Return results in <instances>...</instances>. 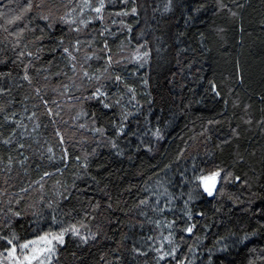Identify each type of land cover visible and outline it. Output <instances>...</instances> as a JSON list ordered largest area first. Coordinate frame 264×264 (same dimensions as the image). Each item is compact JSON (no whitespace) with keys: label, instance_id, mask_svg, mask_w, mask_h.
I'll use <instances>...</instances> for the list:
<instances>
[{"label":"trees","instance_id":"1","mask_svg":"<svg viewBox=\"0 0 264 264\" xmlns=\"http://www.w3.org/2000/svg\"><path fill=\"white\" fill-rule=\"evenodd\" d=\"M82 2L31 0L42 7L10 24L27 0H0V235L23 242L55 230L53 215L86 218L96 239L66 237L57 264H264V218L254 215L264 208V0H171L167 11L168 0H105L103 22L80 32L55 22ZM132 7L135 15H115ZM77 39L74 74L62 49ZM143 51L141 67L133 57ZM84 70L100 81L82 79ZM100 84L120 106L84 99ZM122 112L130 115L117 136ZM218 168L232 177L209 197L193 177ZM172 221L169 244L161 237ZM162 243L175 256L158 260Z\"/></svg>","mask_w":264,"mask_h":264},{"label":"snow or ice","instance_id":"2","mask_svg":"<svg viewBox=\"0 0 264 264\" xmlns=\"http://www.w3.org/2000/svg\"><path fill=\"white\" fill-rule=\"evenodd\" d=\"M122 4L126 5L128 0H121ZM133 3H135V0H132ZM106 2L105 0H96L95 5L90 2V0H83L82 4L78 5L79 12L77 13V9L70 8L69 11H67L64 15L59 16L55 19V22L62 23L64 25H67L69 27V30L72 32H80L82 27H87L90 25L94 20H99L103 22L104 20V10L106 8ZM33 7L40 8L42 5H34L31 3V0H27V6L23 8V10L20 12V14L15 15L12 17V19L8 20V23H15L16 21H20L24 18V15L26 13L31 12ZM171 7V0H168V4L165 5V10H169ZM89 10L94 15H89L87 19L84 18L85 10ZM199 9H197L198 11ZM137 13V8L132 7L130 12L128 11H120L116 12V16H128V15H135ZM5 15L4 13H0V16ZM109 15H112V13H109ZM43 20L46 21H52L53 18L51 17V14L49 15H42L40 17ZM123 27H128V30L131 31L130 26L123 25ZM54 23L50 22L47 27H53ZM5 31L7 29L5 28ZM23 29H21V32ZM108 31V29H104L103 32L100 33L101 36L104 35V32ZM42 39V38H41ZM60 44H63V39H60ZM80 45L81 41L76 40L70 47H63L62 51L63 53L68 57L70 61V67L75 74L77 72V65L75 61L77 60L76 53L80 51ZM145 47V45H138L137 46V52L140 53L141 50ZM104 50L108 53L107 55V61L106 63L110 66L113 63L112 56H111V50L108 48L107 41L104 43ZM21 56H24L25 53L21 52ZM27 55L31 57L33 55L32 52H28ZM150 56L149 51H143L142 54H138L133 57L134 60L140 62V66H143V63L148 60ZM90 59V57H85V60L87 61ZM108 68L104 69V72H107ZM59 75V74H57ZM66 75V74H65ZM103 75V74H102ZM24 80H27L31 82V78L28 75V65H25L24 67ZM82 79H87L89 81L96 80L100 81L101 76H92L88 73V71L84 70L82 72ZM107 79H111V77H107ZM115 81L120 82L121 77L116 76ZM73 84H75V81H73ZM144 84H147V80H144ZM67 92L69 90L68 85H61ZM213 91L216 92V95H219V92L216 91V85L212 84ZM129 92H132V89H128ZM40 90L37 88L36 93L39 95ZM134 98V97H133ZM42 102L47 105L48 101L43 100L41 97ZM79 99V98H76ZM84 99L91 100L95 99L98 100L104 108H110L113 106V103L116 106H120L121 101L116 100L114 102H106L109 101V94L106 90H104V85L100 84L99 86H96L94 90L92 91L91 96L85 97ZM55 103V102H53ZM49 114L52 113V109H48ZM35 113H33V116ZM128 115L130 113L122 112L121 113V124L119 126H116V134L117 136L124 133V127H123V121L127 120ZM31 118V117H30ZM83 127V125H81ZM94 131L100 135H103L104 129L103 128H96ZM57 135L60 136L59 131H57ZM157 137L160 136L159 129L156 130V133L154 134ZM61 142H63V137H60ZM4 143H10V141L6 140ZM112 147L115 148L116 144L114 141L111 142ZM23 147V145H21ZM51 151V149H49ZM79 159V158H77ZM11 162V161H10ZM23 163V162H21ZM84 167L86 168L87 165L85 164ZM50 173L45 172L44 176H49ZM229 177H232L231 172H226L225 169L218 168L215 170H209L208 172H204L201 170V173L199 175H194L193 181L197 184L198 188H202L203 192L206 193L209 197H212L214 193L219 191L220 195H224L223 188L218 189V185L221 184V182H227L229 180ZM43 179V177H41ZM235 181H240V177L236 176ZM36 183H39L37 181ZM245 186H247L248 182L245 180L243 182ZM75 186V185H73ZM41 188H43V185L41 184ZM192 199L191 194L189 195V201ZM185 201V209L183 211V216L186 217L188 221L192 220V213L187 208L188 202ZM141 204H144L145 201H141ZM48 207H52V204L50 203ZM160 211H163V209H159ZM14 216H19L20 213H13ZM200 216H203V213H199ZM254 215H259L261 218H264V208H261L258 213H254ZM176 221H172L167 224V227L169 229V235L168 236H162L161 239L167 241L169 244L172 243V232L171 229L175 225ZM157 224H159V221H157ZM52 225L56 226V229L54 230L52 227L49 228L48 231L42 232V234L36 235L33 239L24 240L23 242H20L19 237L16 236L15 233H11L10 235H0V241H3L7 247L3 249V251H0V264H57V256L58 251L60 248L66 245V237H72L74 239L79 240L82 244H87L89 240H95L96 239V233H93L91 229L89 228L88 223L85 220H80L76 222H68L65 223L63 220H57L56 216H52ZM196 227L195 224L189 223L187 227H185L182 231L188 234L193 233L194 228ZM264 227V225H262ZM256 235V232L252 233H246L242 238H240L239 243H243L244 241L248 240L250 236ZM151 239V238H150ZM226 238L221 237L220 240L217 243H222ZM164 244L162 243L159 248H156L155 251L158 254V260H164L166 257H173L176 253V248H171L170 251H164ZM227 249V244H224L223 247H221L219 250L224 251ZM138 251V249H137ZM252 264V262H250Z\"/></svg>","mask_w":264,"mask_h":264}]
</instances>
